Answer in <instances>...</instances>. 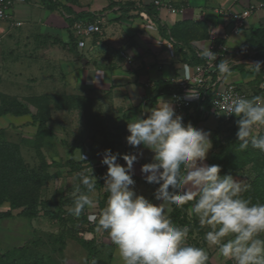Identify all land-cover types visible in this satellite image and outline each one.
I'll return each instance as SVG.
<instances>
[{
	"label": "clouds",
	"instance_id": "obj_1",
	"mask_svg": "<svg viewBox=\"0 0 264 264\" xmlns=\"http://www.w3.org/2000/svg\"><path fill=\"white\" fill-rule=\"evenodd\" d=\"M16 19L19 20L17 17L9 19L12 26ZM75 22L71 28L75 40L88 37L75 34ZM86 22H98L100 31L94 33L101 32L100 15ZM197 54L208 62L209 68L218 71L220 78L232 75L228 59L214 63L217 54L209 45L202 46ZM252 65L255 72L261 71V62ZM197 96L198 91H188L185 99ZM217 107L221 109L217 114L238 118L235 121L236 137L240 142L238 151L251 146L264 152V135L255 128L264 126V98L249 99L228 93L218 101ZM145 111L146 117L128 121L130 134L126 140L134 148L143 145L153 152L152 162L141 165L140 171L147 183L158 185L154 198L160 203H153L134 190L133 165L142 152L123 154L126 163L121 165L117 162L121 154L105 149L101 160L102 165L107 166L103 177V189L108 194L104 208L98 215L93 211L97 180L91 171L87 175L79 174L80 183L75 188L73 205L68 212L79 218L87 209L88 221L96 226L98 233L107 234L122 264H209L205 248L187 243L190 227L176 225L166 212L167 206L183 208L194 201L188 208V215L196 217L201 228H210L204 240L209 247L216 248L219 257L233 264H264V238H261L264 203H253L242 195L250 185L231 174L221 175L219 165L205 163L212 147L210 132L195 128L190 122L185 124L172 103L162 97L155 107ZM81 158L85 160L82 154ZM97 262L95 258L91 261L84 258L82 264Z\"/></svg>",
	"mask_w": 264,
	"mask_h": 264
},
{
	"label": "crops",
	"instance_id": "obj_2",
	"mask_svg": "<svg viewBox=\"0 0 264 264\" xmlns=\"http://www.w3.org/2000/svg\"><path fill=\"white\" fill-rule=\"evenodd\" d=\"M117 1L91 3L89 0L90 4H84L80 0L79 6H71L73 12L91 11L99 14L102 22L101 32L75 40L73 51L64 44L74 38L69 21L74 17L73 13L48 9L40 0L16 4L13 15L22 19L24 24L12 26L10 20L0 22V62L3 63L8 55L2 46L3 40L19 29L23 36L39 40V43H43V39L59 38L62 43H58L57 54H48L53 66L43 78L45 87H59V90L66 91L70 96L82 94L94 98V103L103 112L120 116V123L122 121L121 124L127 126L133 118L146 117L145 110L149 108L145 96L149 87L167 81L175 83V79L189 71L187 67L194 65L196 57H200L197 53L202 46L209 45L214 51V46L222 44L227 47V59L232 64V75L224 82L236 83L247 97H256L257 79L262 76L260 88L264 82V55L251 46L250 37L255 30L264 28V5H260L264 4V0H160L184 8L185 12L180 14H172L168 7L156 5L155 0H120L122 3L119 4ZM152 3L155 4V13L144 9L146 4ZM243 9H252V12L246 26L236 32L233 13ZM161 38L173 43L174 56L166 43L159 42ZM31 46L28 47L31 52L28 58L34 52L32 48L38 49L37 46ZM123 51L132 56V63L121 55ZM53 57L55 59L52 61ZM258 61L261 62L259 73L253 70L252 65ZM26 65L30 66L31 62L28 60ZM171 95L167 92L160 94L156 104L162 97L172 103L175 109ZM259 97L264 98V90ZM200 115L197 120L196 115L188 111L183 122L209 131L210 135L215 132L217 119L224 118L214 112L204 116L203 110ZM129 134L127 132L121 137L118 163H126L122 159L123 154L143 153L133 165V187L138 195L148 191L149 194L143 196L158 204L160 201L154 198L158 185L148 183L150 187L145 188L139 182L141 179L145 181L140 171L141 165L152 162L153 152L143 145L139 149L129 145L126 140ZM213 150L211 147L205 163L209 164L214 155ZM172 209V205L166 207L168 215ZM94 238L97 242V264H122L116 246L106 233L96 231ZM65 255L64 264H82L84 258L88 259L87 249L81 246Z\"/></svg>",
	"mask_w": 264,
	"mask_h": 264
},
{
	"label": "rangeland",
	"instance_id": "obj_3",
	"mask_svg": "<svg viewBox=\"0 0 264 264\" xmlns=\"http://www.w3.org/2000/svg\"><path fill=\"white\" fill-rule=\"evenodd\" d=\"M90 1L111 3L114 0ZM82 2L90 4L89 0ZM117 2L122 3L120 0ZM21 35L23 36L19 29L3 40L2 46L8 55L3 63L0 62V111L13 108L18 102L27 106L31 113L17 116L0 112V140L20 147L30 171L36 173L37 178L40 177L38 200L43 202L39 203V212L33 219L20 215L24 207L12 209L9 201L0 204V264L2 255L11 250H16L15 264H28L36 259H41V264H64L66 252H73V249L80 246L85 248L87 241L96 232V228H92L93 223L87 219L88 210L79 218L68 212V208L73 205L70 199L80 183L79 174L87 175L92 171L96 180L100 171L102 175L106 174L107 166L101 163L104 153L103 132H118L122 121L120 123L121 117L116 114L103 112L94 103V98L82 94L70 96L66 91L59 90V87L46 88L43 78L53 66L48 54L56 55L59 44L54 42V38H47L43 39V46L40 48L42 44L39 40L25 36L21 38ZM18 40L21 42L19 46ZM29 46L38 48L31 49L34 51L31 58H28ZM54 59L53 57L52 61ZM28 60L31 62L30 66L26 65ZM33 114L47 117L48 126L54 131V135L46 137L41 146L37 145L38 124L33 122ZM236 119L238 118L235 116L231 119H217L215 132L209 137L214 149L212 159L214 158L215 165L221 167V175L231 174L243 184L250 185L264 167V152L251 146L242 152L237 150L240 142L236 137ZM255 128L259 134L264 135V126L257 125ZM5 149L7 147L0 144V151H7ZM81 154L87 162H83ZM54 158L61 164L56 165ZM69 159L75 163H69ZM139 182L145 188L150 187L142 179ZM105 194L104 189L95 191L93 198L96 208L93 211L97 215L106 204ZM146 194L149 192L142 193ZM9 210L12 215L2 214ZM188 217L191 232L189 231L187 243L205 248L209 255V264H233L231 260L219 257L216 248L209 247L204 242V234L210 228H201L196 217ZM61 238L65 243L60 241ZM261 238H264V234Z\"/></svg>",
	"mask_w": 264,
	"mask_h": 264
},
{
	"label": "trees",
	"instance_id": "obj_4",
	"mask_svg": "<svg viewBox=\"0 0 264 264\" xmlns=\"http://www.w3.org/2000/svg\"><path fill=\"white\" fill-rule=\"evenodd\" d=\"M40 2L48 9L54 10H66L74 14L72 19H69L70 23L73 24L76 20H85V21H94L95 20V13L91 11H81V12H73L71 6H79V0H40ZM131 5V4H130ZM132 5L135 6V3L132 2ZM155 4H146L144 9L155 13ZM163 27V26H162ZM75 39L72 38L69 43H64L70 50L73 51L75 49ZM54 42L62 43L59 38H54ZM251 46L254 47L258 52H262L264 55V28H259L253 32L250 37ZM197 61L194 64L200 63L203 61L201 57H196ZM262 82V76L257 79L258 89L256 92V96H259L262 93V88L259 85ZM178 88L176 83L172 82H164L161 84H156L155 87H149L148 92L145 96L147 101V106L149 109L155 107L157 98L160 94L167 92L173 93ZM213 94L209 91L208 97L206 99L201 100L200 102H194L195 107V115L196 119L200 118V114L204 109H211V97ZM34 99V98H32ZM39 99V98H37ZM41 99V98H40ZM14 104V103H13ZM16 106L13 108H4L1 110V114H13L17 116H22L31 113L29 108L22 103H15ZM235 116V115H234ZM33 122L38 124L37 132H36V139L37 145L41 146L42 141L49 136L54 135V131L52 128L48 126V119L40 114H33ZM1 130V129H0ZM127 126L122 125L118 128V132H103L104 141L102 143L103 152L105 149H111L113 153H119L118 146L121 144V137L125 133H127ZM0 144H3L7 147V151H0V204L5 201H9L11 203V207L19 208L24 207L20 215L26 217L28 219H33L38 214V205L43 201L39 202V190H40V183L39 179L37 178V174L30 171L23 155L21 153L20 147L12 142L0 140ZM7 154V155H6ZM120 156H118L119 159ZM214 159V158H213ZM213 159L210 160L209 165L214 164ZM69 163H75L70 162ZM53 162L56 165H60L61 162L54 158ZM81 162V161H80ZM83 162H87V160H83ZM259 162V161H257ZM263 166V165H261ZM262 168V167H260ZM97 179L96 189H103L104 185V174H101ZM107 193L105 194V198L107 199ZM245 198H250L253 203L259 202L264 203V167L260 170L258 176H256L251 184L248 191L243 195ZM73 202V198L70 199ZM173 209L171 214L169 215L172 221L176 225L184 224L190 226L188 223V208L191 206V202L184 205L183 208L176 207L172 205ZM87 210V209H86ZM85 210V211H86ZM3 215H12L11 210L2 213ZM85 215V212L83 213ZM82 214V215H83ZM86 219V217L84 216ZM92 228H96L94 224H92ZM191 232V230H190ZM202 230H200V233ZM62 243H65V240L62 238L60 239ZM206 242V241H204ZM97 242L94 236L87 241L86 249L88 251V261H91L92 258H97ZM197 246V245H196ZM200 247V246H197ZM16 250H11L6 252L2 255L1 264H15L16 262ZM210 260V259H209ZM41 259H36L35 261L29 262L28 264H41ZM27 264V263H24ZM48 264V263H45Z\"/></svg>",
	"mask_w": 264,
	"mask_h": 264
},
{
	"label": "built area",
	"instance_id": "obj_5",
	"mask_svg": "<svg viewBox=\"0 0 264 264\" xmlns=\"http://www.w3.org/2000/svg\"><path fill=\"white\" fill-rule=\"evenodd\" d=\"M24 0H0V22L16 18L13 15L14 4L23 2ZM157 5L165 6L169 8V11L172 14L184 13V8H177L172 5L166 4V2H161L160 0L155 1ZM264 5V4H260ZM252 12V9H243L235 11L233 13V19L235 22L234 30L239 32L247 24V20ZM21 20L15 21V25H22ZM100 31V26L98 22H86L84 20H79L74 24V32L78 37L89 36L94 32ZM160 43H166L172 54L175 55L173 48V43L167 41L166 39H160ZM83 43V42H82ZM217 54V60L214 63H219L221 59H227V47L225 45L214 46V51ZM121 55L127 59L129 63L133 62L132 56L127 52H121ZM189 71H186L184 76H181L175 79V83L178 85V88L172 93V99L175 105V112L180 114L184 118L187 112L191 111L195 113L194 102H200L203 99H206L209 95V91L213 94L211 97V109H204V116L210 114V112L217 113L221 109L217 107L218 101L222 98L223 95L231 93L232 95H240L247 98V94L233 82H224L223 78H220L217 70L208 67V62L203 59L202 62L193 65L192 67H187ZM264 90V82L262 87ZM195 93L198 91V96L195 99H185L187 92ZM225 119H231L232 116H225L219 114Z\"/></svg>",
	"mask_w": 264,
	"mask_h": 264
}]
</instances>
